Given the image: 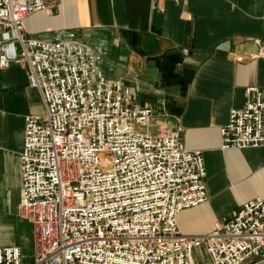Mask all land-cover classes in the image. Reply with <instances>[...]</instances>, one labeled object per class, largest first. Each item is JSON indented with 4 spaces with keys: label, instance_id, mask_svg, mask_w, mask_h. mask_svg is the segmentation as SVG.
I'll return each instance as SVG.
<instances>
[{
    "label": "built area",
    "instance_id": "obj_1",
    "mask_svg": "<svg viewBox=\"0 0 264 264\" xmlns=\"http://www.w3.org/2000/svg\"><path fill=\"white\" fill-rule=\"evenodd\" d=\"M50 2L0 0V68L26 64L45 107L25 117L20 152L33 261L8 245L0 264H201L196 250L204 264H264V198L206 235L180 231L177 216L209 201L203 152L184 146L179 126L155 124L77 32L27 36L25 18ZM221 137L223 150L264 146V90L247 89Z\"/></svg>",
    "mask_w": 264,
    "mask_h": 264
},
{
    "label": "crops",
    "instance_id": "obj_2",
    "mask_svg": "<svg viewBox=\"0 0 264 264\" xmlns=\"http://www.w3.org/2000/svg\"><path fill=\"white\" fill-rule=\"evenodd\" d=\"M27 36L75 31L101 53L109 79L132 87L157 125L182 129L203 152L209 201L177 216L185 235L203 236L243 202L264 198V146L221 148V128L247 89L264 90V0H51L24 20ZM2 36L0 34V42ZM45 111L26 64L0 68V246L33 253L30 223L19 215L25 117ZM18 224L14 236L4 231Z\"/></svg>",
    "mask_w": 264,
    "mask_h": 264
},
{
    "label": "rangeland",
    "instance_id": "obj_3",
    "mask_svg": "<svg viewBox=\"0 0 264 264\" xmlns=\"http://www.w3.org/2000/svg\"><path fill=\"white\" fill-rule=\"evenodd\" d=\"M139 129H141V127H139ZM4 231H5L6 233L8 232L9 235L14 236V235L17 234V231H18V224L15 223V224H13V225H8V227H5V228H4ZM195 254L198 256L199 260L201 261V264H204V263H206V262L208 261V259L203 258V257L200 255V251H199V250H196ZM25 255H26V258H25L26 261H28V262L33 261V260H32V256H31V254H28V252H26Z\"/></svg>",
    "mask_w": 264,
    "mask_h": 264
}]
</instances>
